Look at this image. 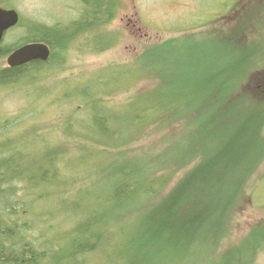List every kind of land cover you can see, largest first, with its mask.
<instances>
[{"label": "trees", "instance_id": "16d2710c", "mask_svg": "<svg viewBox=\"0 0 264 264\" xmlns=\"http://www.w3.org/2000/svg\"><path fill=\"white\" fill-rule=\"evenodd\" d=\"M81 3L79 17L71 21L46 26L34 24L17 42L11 45L0 42V86L35 85L39 78L51 72L53 65H61L63 56L80 37L98 45L95 48L99 50L114 45L113 39L118 37L103 30L114 19V0H81ZM198 33H182L149 44L131 66L109 65L104 73L75 86L73 92L68 91L71 95L68 93L67 97L75 95L70 101L80 103L79 118H85L84 112L88 109L90 119L86 131L82 130L85 133L68 129V122L63 124L67 135L81 139L82 149L79 150V163L71 164L75 159L65 157L62 174L68 175L69 183L62 188L56 187L54 194L61 198L60 202L54 201L56 207H51L53 202L48 188L59 178V159L64 157L60 145L50 148L43 160L29 165L16 139L4 138L15 123L1 119L0 264H87L84 256L105 251L99 249L105 235L101 229L104 226L110 229V237L117 240L113 245H118L125 236V227L109 223L113 210L100 211L84 219L85 207L77 199L80 191L86 196L93 194L91 188L99 191L103 180L107 192L103 196L95 195L93 200L110 204L118 211L125 203L129 204L130 208L122 215L131 213L132 216L139 211L134 227L149 220L148 216L154 225L175 217L173 231L184 234L185 239L175 251H185L193 245L191 251L194 252L197 245L200 264L251 262L261 242V231L256 237L249 232L239 243L219 244L232 215L226 202L229 203L227 200L232 198L236 183L245 174L246 158L239 162L241 168L237 167L240 157L222 166L217 147L233 139L238 131L245 132L247 145L257 150L264 146V67L245 78H238L231 71L215 70L207 78H214L213 83H207L206 79L188 91L185 89L188 82L177 83L175 79L180 72L167 67L179 51L189 47L196 50L220 46L216 39L219 36L207 42L198 38ZM30 41L45 42L50 48L49 58L4 67V57L15 46ZM148 79L156 80L151 89L131 95L125 103L113 108L107 106L103 98H96L102 90L111 94L115 87L127 85L129 88ZM176 119L180 121L175 134H179L174 141L168 139L156 151L150 145L135 148L140 139L157 134L160 127ZM88 147H92L91 150ZM132 150L135 154L129 156ZM92 151L95 161L93 171L89 172L88 155ZM263 153L264 150L260 157ZM68 155L72 153L67 151L65 156ZM188 161L191 162L184 167ZM172 165L178 166L165 169ZM67 205H70L68 209ZM57 214L62 215L61 220L49 225ZM76 217L80 220L74 223ZM68 220H72L71 228L65 227V232H58L55 224L63 222L66 226ZM131 246L132 250H127ZM127 247L119 255L125 264H154L158 258L157 250L149 251L147 243L137 244L131 240Z\"/></svg>", "mask_w": 264, "mask_h": 264}, {"label": "rangeland", "instance_id": "374dc122", "mask_svg": "<svg viewBox=\"0 0 264 264\" xmlns=\"http://www.w3.org/2000/svg\"><path fill=\"white\" fill-rule=\"evenodd\" d=\"M1 1L6 7L15 8L20 15V23L9 32H5L2 40L4 45H11L26 36L27 30L34 24L46 26L71 21L79 17L82 8L81 0ZM114 4V19L103 28L114 37H118L113 39L112 47L99 50L95 48L98 45L89 42L86 37H80L76 40L75 46L63 56L61 65H53L51 72L39 78L35 85L22 83L0 86V121L2 119L15 123L7 130L5 135L8 136L4 138L16 139L29 165L34 161L43 160L45 153L52 147L58 148L60 145L61 154L64 153V157L59 159V178L48 188L49 198L53 202L51 207H56L54 201L61 200L59 195L54 194L56 187L62 188L69 183L68 175L62 174L65 169L63 165L65 157L68 160L75 159L70 162L72 164L79 163L81 156L79 155V150L82 149L80 147L82 143L79 142L81 139L67 135L63 124L68 122L70 124L68 129L85 133L83 131H86L90 119L88 109L84 112L86 117L82 120L79 118L78 114L81 113L79 101H70L75 99V95L67 97L68 91L73 92L75 86L78 87L97 74L104 73L109 65L131 66L133 60L149 44L195 31L199 32L198 38L207 42L216 35L219 36L216 39L220 41L221 47L213 46L214 48L196 50L189 47L183 52L179 51V55L171 59L167 69L180 72L175 79L177 83L188 82L185 88L188 91L193 85L198 86L200 81H206L210 73L215 70H220L221 73L231 71L238 78H245L248 77L246 75L264 67V0H114ZM192 27L196 28L187 31ZM178 30L185 31L181 33ZM2 64L4 65L3 62ZM213 81L214 78L207 79V83ZM155 83L156 80L152 79L140 80L129 88L127 85L121 88L115 87V91L111 94L102 90L96 98L98 96L103 98V102L113 108L125 103L132 97L131 95L151 89ZM179 121L176 119V122L165 124L159 128L157 134L140 139L135 148L150 145L155 151L161 149L168 139L174 141L179 134H175L179 128ZM172 128L174 129L171 130ZM168 132L171 134L165 136ZM245 138V132L238 131L233 139L222 142L217 147L222 166H227L239 157L238 163L246 158L245 174L242 180L236 183L232 198L227 200L229 203L226 202V206H230L229 211L232 215L225 224L226 231L220 238L219 244L228 246L231 243H239L238 241L245 240L249 236V232L256 237L257 232L261 231V242L254 250L255 254L249 264H264V153L260 157L264 146L257 150L250 144L247 145ZM255 142L257 143L256 140ZM65 148L67 150H63ZM91 148L88 147L89 150ZM67 151L72 155L65 156ZM134 154V150L128 153L129 156ZM88 157L87 170L92 172L95 161L94 151ZM190 162H186L184 167ZM220 165L217 167L219 168ZM175 166L178 165L167 166L165 169H172ZM237 167L241 168V163ZM29 168L32 171V168ZM102 183L103 186L99 191L88 188L93 193L90 196H86L83 191L77 193V199L83 202L86 210L82 215L87 219L94 213L113 210L109 223L125 227L123 228L125 236L119 240L118 245H113L117 240L110 237V229L101 227L105 235L99 249L105 251L96 253L95 256H84L87 264H106V262L113 264V261L117 264H125L119 255L131 240L137 244L147 243L150 245L149 251L157 250L158 258L154 264H200L201 254L197 251V245L194 247V252L191 251L193 245L185 251H175V248L185 240L184 234L178 235L173 231L175 217L154 225L151 223L152 218L148 216L149 220L134 227L133 224L137 223L135 220L140 215L139 211L132 216L131 213L122 215L123 211L130 208L129 204L125 203L118 211L110 204L93 200L95 195L103 196L107 192L105 180ZM19 193L21 194V190ZM2 196L5 200L4 195ZM69 206L67 205V209ZM61 216L60 214L53 216L54 219L50 220L49 225L58 223ZM79 220L80 218L76 217L73 222ZM71 222L72 220H68L66 226L60 222L55 224V227L58 232H65L67 230L65 227L71 228ZM202 236H205L204 233ZM132 248V246L127 247V250ZM185 258L186 260L182 261Z\"/></svg>", "mask_w": 264, "mask_h": 264}, {"label": "water", "instance_id": "95a60500", "mask_svg": "<svg viewBox=\"0 0 264 264\" xmlns=\"http://www.w3.org/2000/svg\"><path fill=\"white\" fill-rule=\"evenodd\" d=\"M18 21V13L15 9L0 7V40L8 28ZM50 54L48 46L43 42H27L13 49L6 57L8 66H17L31 60H47Z\"/></svg>", "mask_w": 264, "mask_h": 264}, {"label": "flooded vegetation", "instance_id": "af4514ba", "mask_svg": "<svg viewBox=\"0 0 264 264\" xmlns=\"http://www.w3.org/2000/svg\"><path fill=\"white\" fill-rule=\"evenodd\" d=\"M1 1V0H0ZM1 5V4H0Z\"/></svg>", "mask_w": 264, "mask_h": 264}, {"label": "bare ground", "instance_id": "6f19581e", "mask_svg": "<svg viewBox=\"0 0 264 264\" xmlns=\"http://www.w3.org/2000/svg\"><path fill=\"white\" fill-rule=\"evenodd\" d=\"M24 257V256H23Z\"/></svg>", "mask_w": 264, "mask_h": 264}]
</instances>
